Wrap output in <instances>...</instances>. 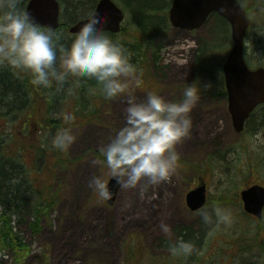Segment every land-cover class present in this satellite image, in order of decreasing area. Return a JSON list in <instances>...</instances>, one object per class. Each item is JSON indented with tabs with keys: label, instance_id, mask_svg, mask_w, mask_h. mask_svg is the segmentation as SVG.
Segmentation results:
<instances>
[{
	"label": "rangeland",
	"instance_id": "1",
	"mask_svg": "<svg viewBox=\"0 0 264 264\" xmlns=\"http://www.w3.org/2000/svg\"><path fill=\"white\" fill-rule=\"evenodd\" d=\"M29 1L26 0V7ZM59 1L62 22L85 16V10L74 12L67 1ZM255 1L241 0L249 12L256 10ZM119 3L125 10V6ZM254 17L246 39V57L254 68H258L264 67V28ZM218 20L221 18L213 15L202 28L194 31L174 28L170 24L168 34L153 44L159 52L160 62L154 66L155 80L151 79L148 84L151 89L134 86L142 80L137 73L136 78L128 81V92L102 105L95 121L83 123L78 118L82 124L71 130L76 137L75 143L60 156L62 160L71 162L68 167L54 169L50 173L46 171L49 161L37 160V165H34L35 158L31 155L25 158L29 160L28 167L35 169H30V178L42 188L52 184L53 191L58 189L60 192L59 202L48 220H43L40 233L35 234L29 229L30 215L21 219V226L15 224L30 251L23 263L15 262L10 253L0 251L2 264H125L126 246L132 240L140 245L136 248L141 249L142 264H162L166 260L167 264H179L178 260H181L180 264H264V217L248 215L240 197L243 189L253 184L264 185V109L257 112L240 135L234 129L227 96L211 94L212 98H207L204 95V90L210 93L221 88L225 90L222 69L226 55L233 47L232 30L227 21ZM133 24L129 26L126 21L123 24L126 29L117 38L127 44H143L147 38L141 36L137 31L139 27ZM58 33L65 38L72 36L66 27ZM198 57L203 60L201 70ZM151 58L153 56L147 54V60ZM141 67L145 69L144 64ZM188 84H196L200 100L191 113L193 126L190 135L181 143L185 144L184 147L177 150L181 157L200 162L206 160L212 167H207L202 176L194 172L181 175L176 169L170 182L120 189L115 203L109 205L89 187V182L93 176H101L106 182L110 178L101 163L100 149L123 126L128 95H134L141 101L147 93L155 92L168 100L178 101ZM67 91L72 97L79 96L73 88ZM72 102L67 98L65 107L71 106ZM101 103L99 97L95 105ZM73 105L79 113L82 106L76 102ZM38 110L37 122L45 128L40 137L45 144L49 143L47 153L55 160L50 155L55 154L52 152L55 151V143L51 141V144L48 138L52 133L51 139L55 138V130L50 129V125L45 126L47 120L44 121L42 116L45 113L50 121L55 110L50 111L43 103L39 104ZM85 110L96 111L90 103ZM57 113L63 114L64 108L58 107ZM79 116L83 119L81 114ZM17 121L8 122L2 118L8 130L19 124ZM43 169L45 174L41 176L39 173ZM196 180L207 185L205 208L215 205L230 210L233 216L230 227L206 228L201 224L200 212H191L187 208L186 194L196 186ZM161 220L171 226L173 240L184 239L185 229L189 228L187 240L195 243L197 251L190 257H173L167 250L165 236L159 231Z\"/></svg>",
	"mask_w": 264,
	"mask_h": 264
},
{
	"label": "clouds",
	"instance_id": "2",
	"mask_svg": "<svg viewBox=\"0 0 264 264\" xmlns=\"http://www.w3.org/2000/svg\"><path fill=\"white\" fill-rule=\"evenodd\" d=\"M24 0H0V66L30 74L34 86L47 88L55 83L57 91L69 76L95 81L107 100L128 92V81L139 72L130 53L105 30L107 16L100 12L89 15L80 26L70 46L63 43L61 33L42 28L22 7ZM200 100L196 84L183 89L182 99L172 101L155 92L138 101L129 94L124 109V123L100 152L108 175L122 190L142 185L158 186L170 182L181 159L177 150L190 135L191 113ZM61 114L54 113L59 119ZM72 120L71 115L65 117ZM71 129L56 133L55 148L66 152L75 143ZM89 187L103 200L114 193L101 176H93ZM200 221L209 229L228 228L233 223L229 209L213 206L201 209ZM159 231L166 238L173 257H190L197 249L191 240L171 239L172 228L161 220Z\"/></svg>",
	"mask_w": 264,
	"mask_h": 264
},
{
	"label": "trees",
	"instance_id": "3",
	"mask_svg": "<svg viewBox=\"0 0 264 264\" xmlns=\"http://www.w3.org/2000/svg\"><path fill=\"white\" fill-rule=\"evenodd\" d=\"M64 2L71 4V9L74 12L85 10L84 17L89 16L96 6L98 0H63ZM173 0H120L127 11L128 25L136 23L138 33L147 40L143 44L134 45L123 43L118 40V36L115 34H109L115 41H118L123 45L130 53H132V63L136 59L147 61V54L152 55L151 61L157 66L160 62L159 52L153 44L158 41L159 38L165 37L168 34L170 23L168 18V11ZM26 0L22 5L26 7ZM90 7L88 10H86ZM92 9V10H91ZM72 12V11H71ZM73 14V13H72ZM75 14V13H74ZM73 17V16H72ZM78 18H71V22L64 23L57 31H61L63 28L70 26L72 22L77 21ZM224 20V19H223ZM218 20V21H222ZM217 21V22H218ZM218 37V34H216ZM63 43L70 46L71 38L63 37ZM145 43V44H144ZM232 44V41H231ZM228 48H230L228 46ZM197 63L200 70L203 69L201 65L203 60L198 57ZM201 63V64H200ZM199 70V71H200ZM201 73V72H200ZM57 85L54 89H45V87L34 86L31 83V76L28 73L21 71L11 70L7 66H0V251L10 253L15 262L23 263L27 257L29 250L21 232L17 230L18 226H21V219L31 216V220L28 223L29 229L38 234L42 230L43 220L49 218L50 213L56 208L59 202L60 192L58 189L53 191V185L51 184L47 188L40 187L34 180L30 178V168L28 167V158H35L34 165H37V160L49 161L46 171H57L58 168L68 167L71 163L68 160H62L61 151H52L55 154H50L55 157V160L50 158L48 151L49 143L43 142L40 135H43L44 126L37 122L39 116L38 106L42 104V98H48L50 100L49 110L55 113L58 111V107L61 108L67 98H70V93L67 90L71 88L75 89L79 95L75 98V102L83 107L80 112H76L78 109L75 106L70 107V111L65 114H61L59 119H52L47 121L45 126H48L55 130L56 133L65 128L73 129L78 128L77 122H70L65 119L67 115L72 117H83V123H89L95 121L98 117V112H101V106L107 105L109 100L102 99L100 107H93L95 112L86 111L88 103L94 99L99 91V86L95 81L83 80L73 78L69 76L66 83L63 86V91H57ZM44 88V89H42ZM226 96L224 89H219L218 92L210 93L208 90H204V95L207 98H212V95ZM73 98V97H71ZM70 98V99H71ZM55 99V100H53ZM75 107V108H74ZM27 109V117L23 118ZM32 111L30 112V110ZM82 109L84 110L82 112ZM82 112V113H81ZM257 113L251 116L250 122L254 120ZM20 117V119H17ZM2 118L6 120H18L16 126H12L10 130L7 129L8 125L2 122ZM50 125V126H49ZM53 127V128H52ZM53 133L48 136L49 142L54 143L52 137ZM52 141V142H51ZM103 160V157H102ZM212 157H209V161ZM31 165V164H30ZM45 165V166H46ZM36 167V166H35ZM179 174L191 175L193 172L195 175H201L206 171L207 167L211 168L212 165L206 160L192 161L187 158L181 157L178 165ZM38 168V167H37ZM35 171V169H33ZM41 176L45 174L44 169L39 173ZM39 175V176H40ZM56 179V176H55ZM17 224L18 226L16 227ZM182 233H184L182 231ZM190 233L189 228L185 229L184 239ZM140 246V245H139ZM141 249L136 248V244L133 242L126 246L125 264H142ZM0 264H2L0 262ZM167 264V263H162Z\"/></svg>",
	"mask_w": 264,
	"mask_h": 264
},
{
	"label": "water",
	"instance_id": "4",
	"mask_svg": "<svg viewBox=\"0 0 264 264\" xmlns=\"http://www.w3.org/2000/svg\"><path fill=\"white\" fill-rule=\"evenodd\" d=\"M27 11L34 21L50 29L59 27L60 4L57 0H31ZM104 13L108 22L105 31L118 33L124 19L123 11L112 0H101L95 10ZM218 13L232 26L234 46L224 66V76L228 92L229 111L237 133L243 132L251 113L264 103V68L251 70L244 58L245 36L249 27L246 11L237 0H174L170 10V21L176 28L195 30L201 28L209 16ZM88 18L76 23L72 33H77ZM109 189L114 193L113 205L120 191L113 178L109 179ZM245 210L262 217L264 209V187L254 185L242 192ZM207 200V188L203 184L191 190L186 201L192 211L202 208Z\"/></svg>",
	"mask_w": 264,
	"mask_h": 264
},
{
	"label": "flooded vegetation",
	"instance_id": "5",
	"mask_svg": "<svg viewBox=\"0 0 264 264\" xmlns=\"http://www.w3.org/2000/svg\"><path fill=\"white\" fill-rule=\"evenodd\" d=\"M256 3V10L255 11H252L247 9V15H248V18L250 20V27L253 23V16L257 17L259 19V22H260V26H262L264 28V0H256L255 1ZM254 17V18H255ZM256 20V18H255Z\"/></svg>",
	"mask_w": 264,
	"mask_h": 264
},
{
	"label": "bare ground",
	"instance_id": "6",
	"mask_svg": "<svg viewBox=\"0 0 264 264\" xmlns=\"http://www.w3.org/2000/svg\"><path fill=\"white\" fill-rule=\"evenodd\" d=\"M60 29V28H59ZM55 30V29H54ZM185 145V144H184ZM184 145L183 144H180V145H178V147L177 148H179V149H182L183 147H184Z\"/></svg>",
	"mask_w": 264,
	"mask_h": 264
}]
</instances>
